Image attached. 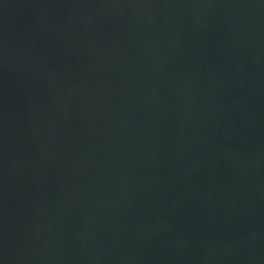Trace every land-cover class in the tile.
Here are the masks:
<instances>
[{
  "label": "water",
  "instance_id": "water-1",
  "mask_svg": "<svg viewBox=\"0 0 264 264\" xmlns=\"http://www.w3.org/2000/svg\"><path fill=\"white\" fill-rule=\"evenodd\" d=\"M0 264H264V0H0Z\"/></svg>",
  "mask_w": 264,
  "mask_h": 264
}]
</instances>
